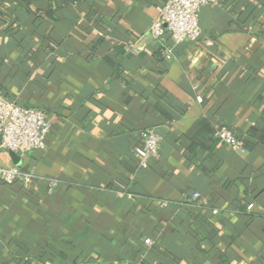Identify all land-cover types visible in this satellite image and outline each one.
Segmentation results:
<instances>
[{"label":"crops","instance_id":"obj_1","mask_svg":"<svg viewBox=\"0 0 264 264\" xmlns=\"http://www.w3.org/2000/svg\"><path fill=\"white\" fill-rule=\"evenodd\" d=\"M165 3L0 0V97L50 124L43 151L0 152L31 175L0 181V264H264V0L203 7L170 60L147 36Z\"/></svg>","mask_w":264,"mask_h":264},{"label":"built area","instance_id":"obj_2","mask_svg":"<svg viewBox=\"0 0 264 264\" xmlns=\"http://www.w3.org/2000/svg\"><path fill=\"white\" fill-rule=\"evenodd\" d=\"M216 0H166L160 11L159 17L150 26L147 36L158 43H163L166 37L171 41V47L163 50L164 59L170 60L172 50L183 43H194L200 38L199 13ZM136 53V51H132ZM202 103L201 98H197ZM50 131V124L44 111L18 105L14 100L0 97V152H18L19 150L43 151L46 146V137ZM140 145L134 149L138 159V170H147L149 161L157 156L160 136L151 130L140 132ZM214 139L221 145L227 146L240 154L245 152L241 142L234 132L227 127L219 126L213 134ZM31 180L30 173H23L19 168H0V181L7 186L16 183L24 188ZM58 186L57 180H49L47 194H52ZM194 202L199 200V195L193 194ZM252 205H249V210ZM165 207V203L161 204ZM213 216H218L217 210H212ZM149 246V239L144 240Z\"/></svg>","mask_w":264,"mask_h":264},{"label":"trees","instance_id":"obj_3","mask_svg":"<svg viewBox=\"0 0 264 264\" xmlns=\"http://www.w3.org/2000/svg\"><path fill=\"white\" fill-rule=\"evenodd\" d=\"M1 22H3V20H1ZM3 97H4L5 99H7V100H11V101H13V98L10 97V96H8L7 93H6L5 95H3Z\"/></svg>","mask_w":264,"mask_h":264}]
</instances>
